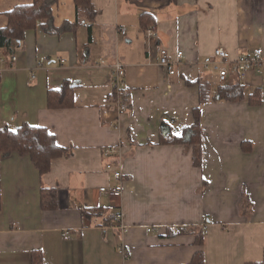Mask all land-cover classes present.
Wrapping results in <instances>:
<instances>
[{
  "label": "crops",
  "instance_id": "obj_1",
  "mask_svg": "<svg viewBox=\"0 0 264 264\" xmlns=\"http://www.w3.org/2000/svg\"><path fill=\"white\" fill-rule=\"evenodd\" d=\"M32 1L0 0V29L7 12ZM91 2L97 11L91 24L56 35L37 25L12 51L0 49V131L44 127L58 146L73 150L43 176L29 156L0 154V264H30L38 251L43 264H189L199 250L195 236L169 229L200 227L203 220L204 264H264V99L258 106L213 100L219 87L202 65L217 47L233 57L264 48V0ZM143 12L155 15L151 44L140 29ZM52 14L56 28L82 20L73 0H59ZM157 47L178 63L173 76L158 65ZM112 60L125 70L123 114L113 97ZM200 78L210 89L202 104L193 85ZM66 82L75 88L74 106L49 109L48 91ZM241 83L245 96L254 89L264 95V71L248 72ZM196 108L200 167L191 145L160 144L165 126L181 137ZM111 161L124 179L118 199L99 193L115 184L104 169ZM41 188L55 190L54 198L44 197L54 199V208L42 207ZM82 209L98 214L88 220ZM118 247L130 251L127 259Z\"/></svg>",
  "mask_w": 264,
  "mask_h": 264
},
{
  "label": "trees",
  "instance_id": "obj_2",
  "mask_svg": "<svg viewBox=\"0 0 264 264\" xmlns=\"http://www.w3.org/2000/svg\"><path fill=\"white\" fill-rule=\"evenodd\" d=\"M59 0H33L30 5L16 6L6 13L7 24L0 29V49L12 51L16 45H21L26 31L33 30L39 25L46 34H61L62 32L73 31L84 22L92 23L97 15L91 0H73L75 12L82 20L76 19L73 23L64 22L60 28L53 25L52 8ZM138 1V0H126ZM156 3L171 2V0H153ZM140 29L145 32L154 27L156 20L153 13L143 12L139 15ZM88 39L91 37V27H88ZM199 86V102L204 103L208 97L209 86L205 79H199L193 85ZM74 87L69 83H63L58 90H49L47 93L48 108L66 109L74 106ZM245 86L237 81L234 85H225L219 87L213 100L224 103H233L247 100L251 106H258L264 99L260 89H254L245 96ZM125 90L122 89V97L126 99ZM193 123L185 128L181 137L166 136L162 137L160 144H188L192 146V162L194 166L200 167L201 158V124L199 108L192 110ZM187 135V140L185 136ZM243 148L248 149L246 145ZM72 148H63L56 144L55 137L46 128L40 126H31L23 124L16 131L3 129L0 131V154L7 156L17 153L20 156H29L32 164L43 176L50 169V164L58 158H69L72 156ZM54 189L41 188V205L46 208H54ZM53 193L49 201L44 200L45 194ZM49 202V203H47ZM1 207V204H0ZM82 217L90 219L93 213L98 214L97 209H82ZM179 234L189 233L195 236V246L199 250L194 253L189 264H204V255L200 248L204 241V229L200 227H190L188 230H179ZM30 264H43L41 253L32 254Z\"/></svg>",
  "mask_w": 264,
  "mask_h": 264
},
{
  "label": "built area",
  "instance_id": "obj_3",
  "mask_svg": "<svg viewBox=\"0 0 264 264\" xmlns=\"http://www.w3.org/2000/svg\"><path fill=\"white\" fill-rule=\"evenodd\" d=\"M120 33L124 34L125 30H121ZM144 37L148 44H151L157 38V33L154 28L148 29L144 32ZM158 54V65L164 69L168 76H173L175 74V67L178 64L171 56V54L161 47L156 49ZM182 52H177L175 57L180 59ZM15 60V58H13ZM108 64L112 67V86H113V97L117 104V111L119 114H123L127 111L128 105L122 97L123 80L125 77V70L122 63L119 60L108 61ZM204 69L210 70L214 74V85L216 87L225 86L229 77H236L239 82L243 81L248 72L254 74H260L264 71V48L257 47L252 50V52L237 56H232L226 49L222 47L215 48L209 55L205 56L202 61ZM33 78V75H31ZM264 85V83H263ZM262 85V86H263ZM113 155V151H105L104 156L110 158ZM105 172L112 175L115 181L114 185L103 186L99 188V193L107 195L109 198L118 199L121 197L123 188V175L121 168L115 162H107L105 167ZM115 221L117 222L116 229L120 232L123 230V224L121 222V215L117 214L115 216ZM204 231L206 229V221L203 220L202 226ZM173 233H177L178 229L176 227H170L169 229ZM152 230L148 229L147 232L150 233ZM158 232V230H154ZM69 235L66 233L65 239H68ZM118 253L123 259L129 257L130 251L123 248H117Z\"/></svg>",
  "mask_w": 264,
  "mask_h": 264
},
{
  "label": "water",
  "instance_id": "obj_4",
  "mask_svg": "<svg viewBox=\"0 0 264 264\" xmlns=\"http://www.w3.org/2000/svg\"><path fill=\"white\" fill-rule=\"evenodd\" d=\"M168 133H169V129L165 126L164 129L162 130V135L163 136H168Z\"/></svg>",
  "mask_w": 264,
  "mask_h": 264
}]
</instances>
